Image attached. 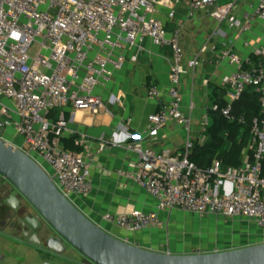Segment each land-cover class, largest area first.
<instances>
[{"label":"built area","instance_id":"2783aa9c","mask_svg":"<svg viewBox=\"0 0 264 264\" xmlns=\"http://www.w3.org/2000/svg\"><path fill=\"white\" fill-rule=\"evenodd\" d=\"M162 1L0 0V138H22L19 148L46 163L66 195L90 193L93 186L86 156L61 142L68 120L64 113L57 121L50 120V115L69 106L104 110L95 88L123 66L127 48L140 51L150 38L171 51L172 87L169 101L160 102V110L149 117L146 135L173 121L184 128L186 139L180 153L168 148L156 152L141 141L132 142L129 147L138 159L129 177L156 199L159 211L180 209L197 215L245 218L264 228V44L251 46L244 55L233 44L221 50L236 69L223 76L228 90L225 105L216 104L213 109L229 122L241 124L245 116L234 112L235 102L249 86L259 94L261 113L253 120L251 146L244 151L242 163L225 167L214 159L209 166H198L190 158L195 117L181 110L179 87L186 73L181 30L169 32L155 16ZM241 1H247V10L235 16ZM189 4L192 11L211 9L212 18L219 24L228 23L238 38L253 34L257 26L264 35V0H189ZM169 17H174L173 10ZM219 32L223 33L216 30L209 40ZM34 46L37 52L32 56ZM132 58L137 59L136 55ZM200 63V55L190 61L192 68ZM148 95L160 99L155 83L149 85ZM81 143L76 141V145ZM105 220L130 233L165 225L158 212L139 210L108 214Z\"/></svg>","mask_w":264,"mask_h":264},{"label":"crops","instance_id":"0c3cea01","mask_svg":"<svg viewBox=\"0 0 264 264\" xmlns=\"http://www.w3.org/2000/svg\"><path fill=\"white\" fill-rule=\"evenodd\" d=\"M186 1L190 8L189 0ZM230 1L235 0H219V3ZM174 6L172 0H163L157 4L155 14L166 24L169 32L179 28L182 21L187 20L188 17H183L182 20H178L175 16L170 18L169 13ZM237 7L234 15L240 16L247 10V1L239 2ZM201 11H211V9ZM202 18L195 21L197 29L202 28ZM210 21L215 23L211 35L216 30H221L223 33L219 32L209 40L204 37L205 31L203 32L202 29L199 34L195 30L192 37L182 38L186 53L184 62L186 73L182 75L179 87L182 98L181 110L185 114L193 112L195 121L202 114L208 117L209 106L216 98L224 100L228 98L223 76L235 70L236 66L222 56V48L233 44L235 50L244 55L250 52L255 40L250 42L255 36L257 41L264 42V35L258 26L253 34L238 38L236 31L231 29L228 23L219 24L212 18L211 13ZM214 45H217L216 50L213 49ZM133 55H136V60L132 58ZM196 55L201 56V63L198 67L192 68L190 61ZM170 57L169 48L160 47L152 39L147 38L142 43V50L127 48L123 66L109 81L95 88L94 95L103 100L104 110L94 112L90 109H73L69 106L63 111H57L53 116L50 115V120L57 121L61 113L69 114L68 124L62 137H76L75 145L77 140H81V145L76 146L80 147V152L88 161L92 190L85 195L71 194L70 197L80 210L106 231L129 243L159 252L209 253L263 243L264 228L258 227L253 220L244 218L254 226V229L237 234L242 238H239L240 244L226 249H216L211 245L208 249L198 248L191 251L192 243L187 241L183 234L181 238L170 234L172 229H181L183 220L180 216L191 213L180 209L159 211L156 199L129 177L138 159L137 154L129 147L132 142L141 141L143 146H150L156 152L166 148L173 153H180L183 150L186 132L176 122L170 121L155 134L146 135L149 117L160 110V102H167L170 99L169 91L172 87ZM151 83H155L160 90L159 100L148 95V87ZM4 103L14 106L13 102L7 99H4ZM198 133L199 129L195 126L194 141L203 143L205 135ZM13 137L15 138L13 144L19 147L23 139ZM132 210L145 213L158 212L165 225L162 228L130 233L105 220L108 214H123Z\"/></svg>","mask_w":264,"mask_h":264},{"label":"water","instance_id":"95a60500","mask_svg":"<svg viewBox=\"0 0 264 264\" xmlns=\"http://www.w3.org/2000/svg\"><path fill=\"white\" fill-rule=\"evenodd\" d=\"M13 137H9L11 141ZM0 138V174L5 176L57 234L34 246L63 256L71 248L91 264H264V242L225 251L190 254L159 252L123 240L92 221L54 182L47 166Z\"/></svg>","mask_w":264,"mask_h":264},{"label":"rangeland","instance_id":"374dc122","mask_svg":"<svg viewBox=\"0 0 264 264\" xmlns=\"http://www.w3.org/2000/svg\"><path fill=\"white\" fill-rule=\"evenodd\" d=\"M172 2L175 3V6L172 9L175 18L177 17L178 20H182L183 17L188 16L187 20H183L179 26L181 30V39L183 36L186 38L192 37L195 30L196 33L199 34L202 29H204L203 32L205 31V38L208 39L212 36L211 34L215 29V23L210 21L211 11L202 12L201 10H198L193 12L191 8H189L186 0H172ZM234 13L235 12H233V14ZM201 18L202 28L197 29L195 21ZM223 28L226 27L223 26ZM254 38L255 39H252L250 42L252 43L253 40H255V43H253L252 46L264 43L263 41H257L256 36ZM36 52L37 46H34L30 51V54L33 56ZM206 118L207 117L202 114V116L195 121V126L199 129L198 134H203L208 126L210 121H207ZM14 140L15 138H13V141ZM205 140L206 138H203L202 142ZM250 146L251 144L245 152L249 150ZM44 164L47 165L46 163ZM48 170L52 172L50 167ZM180 218L183 220L181 229H172L170 230V234L173 237L180 238L181 234H183V237L192 243L191 251L198 248L202 250L208 249L211 245L216 249H226L238 245L241 243L240 239L242 238L238 237L237 234H241L242 231H253L254 229V226L244 218H223L219 216L208 218L197 217L187 213L182 214ZM0 253L5 254L6 256V260L3 264H42L44 262H49L51 264H91L81 254L72 250L68 251L63 256H51L40 249L17 245L14 242L7 244L0 242Z\"/></svg>","mask_w":264,"mask_h":264},{"label":"trees","instance_id":"16d2710c","mask_svg":"<svg viewBox=\"0 0 264 264\" xmlns=\"http://www.w3.org/2000/svg\"><path fill=\"white\" fill-rule=\"evenodd\" d=\"M226 100L216 98L211 102L208 109V120L210 121L203 135L206 140L203 143L194 141L190 158L191 161L201 167L211 164L214 159L222 161L225 167L238 166L242 163L243 153L252 142L253 120L260 116L261 106L259 94L254 87H247L242 96L234 104V112L245 116L244 123L229 122L213 106L218 104L224 106ZM57 111L51 113L56 114ZM69 119V114H65ZM76 137H62V144L73 151L80 152V147L75 145ZM252 157L253 151H249Z\"/></svg>","mask_w":264,"mask_h":264},{"label":"flooded vegetation","instance_id":"af4514ba","mask_svg":"<svg viewBox=\"0 0 264 264\" xmlns=\"http://www.w3.org/2000/svg\"><path fill=\"white\" fill-rule=\"evenodd\" d=\"M197 216L209 217L206 215ZM33 234H36L43 244L48 238L57 237L54 230L45 221L38 218L36 210L9 179L0 174V242L5 244L14 242L17 245L40 249L51 256H59L39 246L31 245L29 239ZM70 250L74 251L69 248L68 251ZM5 260V254L0 253V264H3ZM42 264L51 263L44 262Z\"/></svg>","mask_w":264,"mask_h":264}]
</instances>
